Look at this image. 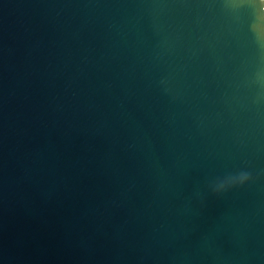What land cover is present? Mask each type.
Instances as JSON below:
<instances>
[{"label":"water","instance_id":"water-1","mask_svg":"<svg viewBox=\"0 0 264 264\" xmlns=\"http://www.w3.org/2000/svg\"><path fill=\"white\" fill-rule=\"evenodd\" d=\"M0 264H264V0H0Z\"/></svg>","mask_w":264,"mask_h":264}]
</instances>
